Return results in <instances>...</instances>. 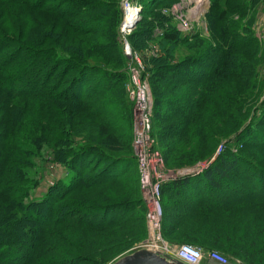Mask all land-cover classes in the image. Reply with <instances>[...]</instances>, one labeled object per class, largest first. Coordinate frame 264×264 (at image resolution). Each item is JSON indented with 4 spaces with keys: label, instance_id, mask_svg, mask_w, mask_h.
<instances>
[{
    "label": "rangeland",
    "instance_id": "374dc122",
    "mask_svg": "<svg viewBox=\"0 0 264 264\" xmlns=\"http://www.w3.org/2000/svg\"><path fill=\"white\" fill-rule=\"evenodd\" d=\"M98 1V8L102 10L103 16L106 12L108 16L113 14L117 18L118 14L114 13V8L117 7L123 13L116 28H113L112 22V26L110 23L111 28L106 31L109 32L108 35H105L104 31L98 34H77L54 13L46 10H29L28 1L0 0V28L2 27L11 37L19 38L18 40L23 41L26 46L29 44L41 47L54 46L60 49V52L78 55L92 62L96 59L94 57L105 59L106 54L110 52L115 56L114 59L120 58L119 60L123 61L122 66L129 71L126 88L130 101L128 113L130 107L131 119L130 122L127 121L125 129L121 128L125 135L123 141H117L100 120L89 117L82 110L75 112L73 108L68 109L62 106L60 111L54 112L55 116L53 114L57 120L55 127L49 125V120L46 118L43 119V126L40 127L37 122L40 123L42 120L34 116L38 109L37 103L15 104L23 108V115L19 120L21 131L17 132L15 140L25 149H16V158L22 156L19 160L31 165L34 171H38L40 183L36 188L35 198L45 196L52 186L68 181L73 173H78L76 170L67 168L58 158L60 151L64 152L66 149L70 152L79 143L126 155L131 153V147L135 153L140 151V146L136 145V142L144 139L143 150L147 151L149 156L151 151L158 153L162 160V167L155 164L154 160L148 161L150 169L153 168L156 175L161 173V169L162 175L171 177L211 163L213 159L218 158L217 152L220 151V154H223L226 148L236 146L235 144L230 146L229 143L242 138L241 135L245 130L249 132V139L264 140L257 130L249 128L250 123L254 122L253 125L256 124V128L264 132V0H207L201 8L196 6L193 0H163L160 4H153L152 0ZM149 1L151 2L149 9L154 8V15L146 16L143 19L145 22L152 19V25L158 23L163 27L168 26L167 28L177 26L180 30L184 28L183 25L192 26L188 35L185 32L181 33L183 37L192 40L187 43L172 44L157 36L149 40L146 37L140 38L138 35L131 37L130 34L137 25L130 34L123 35L126 7H139V15L142 18L143 8ZM155 1L158 3V0ZM46 2L59 5L60 11L71 3L68 0H47ZM110 2L113 4H109ZM175 5L180 11L173 10ZM116 32L120 50L117 46L109 52L102 49V45L106 41L109 42L112 39V33ZM195 34L197 37L194 36ZM251 38L252 44L257 46L255 53L238 52L239 59L233 62V67L226 69L221 67V74L208 87L209 97H212L210 106L213 107L208 112V121L201 120L197 126L190 129L175 154L171 158L168 157L167 147L174 142L168 141L167 136L164 137L162 133L166 130V125L162 124L166 109L163 105L164 101L155 100L160 91H156L151 81L152 69L158 63L175 64L186 61L194 55L207 54L220 62L224 54L229 52L226 45ZM7 46L5 51L11 48V45ZM15 46L16 44L13 43L10 50H13ZM233 54L235 55L236 51ZM157 58L159 60L161 58V61L154 62V66V63H149ZM139 59L141 64L138 62ZM203 66V64L200 65V67ZM133 69L140 71V77L139 79L137 77V80L141 85L149 87L153 101L149 134L154 142L152 147L138 134L135 115L138 113L136 91L139 84L134 82ZM205 71L209 72V68ZM155 77L153 75V78ZM242 112L243 119L240 121H244V124L239 126L240 123L235 121V117ZM108 136L115 140L112 142L108 140L106 143ZM126 138L129 141H125ZM257 146L258 148L247 146L245 152L252 159L260 160L264 164V147ZM232 152L233 150H230V153ZM196 154L198 158L194 157ZM11 162L17 163L14 157ZM245 162L243 161L242 165ZM235 169L234 171L229 169L228 175L234 183L241 185L248 183L245 178L241 179L242 169L247 172L251 169V173L254 172L253 168L246 166ZM15 179L13 181H17ZM28 179L29 176H26L24 181ZM141 179L140 169L137 172L132 170L119 182L82 188L73 192L68 199L80 208L94 203L101 204L107 197L120 202L127 199H144ZM33 185L34 183L27 184V186ZM170 197L164 192L161 193L162 220L159 229L150 228L149 208L146 201L142 200L146 205L142 204L122 222L115 225L76 224L72 223V217L63 218L62 216L63 219L68 220L48 226V234L39 247L33 252L24 249L22 254L26 257L31 255L27 264H62L66 259L75 261L78 257L85 258L78 259L79 264H111L120 256L148 244L153 237L156 239L160 236L161 240H158L157 246L161 248L165 245L190 244L202 249L206 258L211 251H217L227 258L229 264H264L263 201L260 203L255 199L238 206L235 204L229 207L227 213L203 208L193 214H186L188 216H183L182 219L177 213L178 210L171 206L173 199ZM4 203L8 205L10 201L6 199ZM11 211L8 209L4 212V217H8ZM92 222L103 223L99 222V219ZM1 250L11 251L14 247L6 246ZM10 255H12L11 252ZM25 260L23 257L19 258V263H25Z\"/></svg>",
    "mask_w": 264,
    "mask_h": 264
},
{
    "label": "trees",
    "instance_id": "16d2710c",
    "mask_svg": "<svg viewBox=\"0 0 264 264\" xmlns=\"http://www.w3.org/2000/svg\"><path fill=\"white\" fill-rule=\"evenodd\" d=\"M23 1H28L30 6L27 5L28 3L25 5L29 10H46L54 13L77 34H98L104 31L105 35H108L107 29L111 28L112 23L113 28H116L123 15L117 7L114 8V13L118 14L117 18L113 14L108 16L106 12L103 16L102 10L98 8V0H68L71 3L62 11H60L59 5L49 4L46 2L47 0ZM162 1L158 0L157 3L152 0L151 2L160 4ZM151 2L149 1L143 8V16H145L140 19L136 29L130 34L131 37L138 35L140 38L146 37L149 40L153 36L155 38L157 36L172 44L187 43L192 40L183 37L181 35L183 31L177 26H171L169 29L168 26L163 27L158 23L152 25V19L145 22L143 19L146 16L154 15V8L149 9ZM109 4H113V2ZM1 28L0 264H27L31 255L24 256L23 250L35 251L47 236L48 226L68 220L63 218L72 217V223L76 224L115 225L146 203H143L144 199L135 198L120 202L107 197L101 204L94 203L84 206V208L81 207L83 208L81 209L68 199L76 190L113 184L122 180L130 171H139L138 158L132 147L131 153L126 155L105 148L85 146L81 143L74 146L70 152L66 149L64 152L60 151L58 159L67 168L76 170L78 173H73L70 180L52 186L45 196L38 199L35 198L36 188L40 183L38 171H34L31 165L19 160L22 156L16 158V149L25 150L23 145L15 140L17 132L21 131L19 120L23 115L22 106L15 105L19 102L38 104L34 116L42 120L40 123L37 122L40 127L43 126L44 118L49 120V125L55 127L57 120L54 117V112L60 111V107L63 106L68 109L73 108L75 112L82 110L89 117L100 120L117 141H123L125 135L121 128L125 129L127 121L130 122L131 119L130 107L128 113L130 101L126 88L129 71L122 66L123 61L119 60L120 58L114 59L115 56L109 52L116 46L120 50L117 32L112 33V39L102 45V49L109 52L104 57L105 59L94 57L96 59L92 62L88 59L84 60L85 58L78 55L60 52V49L54 46L41 47L31 44L26 46L23 41L18 40L19 38L11 37ZM194 36L197 37L196 34ZM252 41L251 38L240 43L230 42L226 45L229 52L224 54L220 62L217 58L207 56V54L194 55L186 61L175 64L158 63L155 65L154 62H160L161 58L149 61V63H154L153 66L155 65L152 70L156 77L153 78L151 75V81H153L156 91H160L155 100L164 101L163 105L166 109L163 115L164 121L161 120L162 124L166 125V130H162V133L164 137L167 136L168 141L174 142L170 147H167L168 157L171 158L175 154L190 129L197 126L201 120L208 121V112L213 108L210 106L212 97H209L208 87L221 74V67H225V69L233 67V62L239 59L238 52L252 51L255 53L257 46H254ZM13 43L16 46L10 50ZM8 44L11 45V48L9 51H5ZM201 64L204 66L200 67ZM114 67L115 69H113ZM207 68H209V72L205 71ZM105 98L107 99L104 101ZM239 114L236 115L235 121L237 120L236 122L240 123V126L244 124V121H240L243 119V112ZM253 124L254 122L250 123L249 128L257 130L264 137V132L259 131L256 124ZM246 131L242 133V138H238L239 140L234 143L233 141L229 143L230 146L235 144L236 146L232 147L237 150L232 147L226 148L213 163L214 167L212 164L199 174L198 177L201 180L198 184L203 186L195 187L200 195L198 200L185 207H182L181 200L176 202L178 206L175 208H178L176 210H178L180 218L203 208L227 213L229 207L235 204L238 206L255 199L260 203L264 202V164L260 160L252 159L245 152L247 146L248 148H258L257 145L264 147V140H251L249 132ZM114 138L108 136L105 142L107 143L108 140L112 142L115 140ZM127 140L129 141L128 138L125 141ZM230 150L233 152L230 153ZM13 157L17 161L16 164L11 162ZM194 157L198 158L197 154ZM243 161L249 165L246 162L242 165ZM242 166L253 168L254 171L251 173V169L249 172L242 169L241 179L245 178L248 182L244 185L234 183L230 179L231 176L228 175L229 169L234 171L236 167ZM26 176H29L28 181H24ZM14 178L17 181H13ZM171 182L174 180L164 186V193L173 187L169 186ZM33 183V186H27V184ZM178 188L185 189L184 186ZM186 188L189 189V187ZM6 199L10 201L8 205L4 203ZM8 209L12 211L8 217H4L3 213ZM62 216L64 217L62 218ZM97 219L103 223L92 222ZM6 246L14 247V250H1ZM7 255L9 257H6ZM22 257L26 259L25 263H19V258ZM81 258L83 257H78L75 261L66 259L62 264H79L78 259Z\"/></svg>",
    "mask_w": 264,
    "mask_h": 264
},
{
    "label": "built area",
    "instance_id": "2783aa9c",
    "mask_svg": "<svg viewBox=\"0 0 264 264\" xmlns=\"http://www.w3.org/2000/svg\"><path fill=\"white\" fill-rule=\"evenodd\" d=\"M194 3V2H193ZM196 6L197 3H195ZM136 7V6H132ZM129 8V7H126ZM139 8V7H138ZM140 10V9H139ZM174 11H180L178 6L175 5L173 8ZM140 11L138 12L139 15ZM196 15V14H195ZM140 21V17L138 21H134V23L131 25L130 30H133V28L137 25V23ZM183 29L181 28V31L185 32L188 34V32H191L192 26L186 27L183 25ZM139 58V57H138ZM138 62L141 64L140 59ZM132 74L134 75V82L139 84L138 89L136 91V96H137V105H136V111L138 112L135 118L137 128H138V134L145 138L147 141L146 143H150L149 145L152 147V144L154 143L152 139L150 138V118H151V113H152V108H153V101L151 97V93L149 90L148 86L141 85L140 82L137 80V77L139 79L140 77V71L138 69H133ZM137 128H136V133H137ZM140 146V151L138 150L136 153V156L138 158V164H139V169L141 171L142 179L140 181V184L142 185V190H143V197L144 200L148 204L152 205V208H149V225L150 228L155 230L160 228V223L162 220V214L160 213V209L162 208V203H161V193L163 192L164 186L172 181L175 180L177 176L172 175L171 177L162 175V171L159 175H156L155 170L152 168L150 169L149 167V162L148 161H153L157 165H161L162 167V160L159 158L160 155L158 153H154L153 151L150 152V156L148 155L147 151H144L142 145L144 144V139L137 141L136 145ZM148 145V146H149ZM138 148V149H139ZM220 151L217 152V155H220ZM216 155V156H217ZM151 158V159H149ZM216 159V158H215ZM213 159L211 163L215 160ZM208 163L207 165L205 164L203 167H198L195 169H190L188 171H191V175H199L203 173L205 170H207L210 167V164ZM156 165V166H157ZM163 169V168H162ZM155 173V175H154ZM179 175H182V173H179ZM158 179H157V178ZM158 240H161L160 236L158 238L154 239L152 238V242L148 241V244L146 243L142 247H157L158 249L162 250L166 254L173 256L187 264H229L227 258L222 255L221 253L217 251H211L208 255L207 258L204 255V252L202 249L195 247L190 244H183V245H165L163 248L158 247L157 244L159 243ZM151 242V243H150Z\"/></svg>",
    "mask_w": 264,
    "mask_h": 264
},
{
    "label": "water",
    "instance_id": "95a60500",
    "mask_svg": "<svg viewBox=\"0 0 264 264\" xmlns=\"http://www.w3.org/2000/svg\"><path fill=\"white\" fill-rule=\"evenodd\" d=\"M185 176L194 174L191 171L182 173ZM111 264H187L173 256H170L156 247H142L126 253Z\"/></svg>",
    "mask_w": 264,
    "mask_h": 264
},
{
    "label": "crops",
    "instance_id": "0c3cea01",
    "mask_svg": "<svg viewBox=\"0 0 264 264\" xmlns=\"http://www.w3.org/2000/svg\"><path fill=\"white\" fill-rule=\"evenodd\" d=\"M199 175H178V177L175 178L174 182H171L169 186H173L171 189L166 191V194L170 195L173 199L171 201V206L177 207L176 202L178 200H181L182 207L188 206L191 202H194L195 200H198V195L199 191L195 190V187H202L203 185L198 184L200 182L201 178L198 177ZM174 183V184H173ZM173 184V185H171ZM184 186L185 189L186 187H189V189L185 190H180L178 187ZM168 187V186H167ZM177 187V189H174ZM179 189V190H178ZM178 209V208H175ZM179 245V244H177Z\"/></svg>",
    "mask_w": 264,
    "mask_h": 264
},
{
    "label": "bare ground",
    "instance_id": "6f19581e",
    "mask_svg": "<svg viewBox=\"0 0 264 264\" xmlns=\"http://www.w3.org/2000/svg\"><path fill=\"white\" fill-rule=\"evenodd\" d=\"M193 2L197 3L198 7L201 8V6H203L205 2H207V0H200L199 2H197L196 0H193ZM124 11H125L124 15L126 16V19H125V22L123 23L122 32H123V35H127L132 32L130 28H131V25L134 23V21L139 20L140 15H138V12L140 10L138 7H129V8H126ZM148 206L149 208H152L151 204H148Z\"/></svg>",
    "mask_w": 264,
    "mask_h": 264
}]
</instances>
